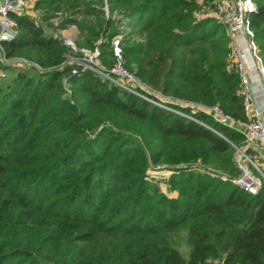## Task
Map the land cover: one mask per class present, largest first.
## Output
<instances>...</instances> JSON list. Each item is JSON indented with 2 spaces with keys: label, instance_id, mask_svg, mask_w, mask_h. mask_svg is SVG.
Wrapping results in <instances>:
<instances>
[{
  "label": "trees",
  "instance_id": "1",
  "mask_svg": "<svg viewBox=\"0 0 264 264\" xmlns=\"http://www.w3.org/2000/svg\"><path fill=\"white\" fill-rule=\"evenodd\" d=\"M217 1L106 4L117 22L131 20L120 43L129 71L175 100L218 105L245 121L225 26L200 13ZM253 1L250 25L264 61V0ZM93 3L104 6L35 4L49 16L65 4L95 13ZM15 19L17 35L2 45L8 58L28 65L0 64L12 72L0 79V264H264V182L250 195L221 180L241 173L236 148L243 135L198 114L217 135L88 70L67 77L62 41L45 36L26 14ZM117 22L105 27L115 32ZM88 32L92 48L99 33ZM110 45H99L106 66ZM153 171L171 173L176 197L150 177Z\"/></svg>",
  "mask_w": 264,
  "mask_h": 264
},
{
  "label": "built area",
  "instance_id": "2",
  "mask_svg": "<svg viewBox=\"0 0 264 264\" xmlns=\"http://www.w3.org/2000/svg\"><path fill=\"white\" fill-rule=\"evenodd\" d=\"M33 1L0 0V64L4 67L28 65L25 60L15 57L8 58L2 43L11 42L15 39L18 28L15 17L25 14ZM217 2L216 8L212 9L215 13L212 14L208 10V13L204 14L216 18L225 26L230 49L228 68L238 77L246 114L245 121L233 119L218 105L201 106L194 103H185L181 100L168 99L163 96L161 92L152 89L148 84L139 80L125 67L123 53L118 41H114L111 45L113 61L109 66H101L102 52L99 47L100 44H98L92 48L75 50L74 57H66L60 68L69 71L67 77L75 76L80 71H91L120 90L160 109L196 122L217 135L220 134L196 119V116L201 113L212 119L215 124L240 133L245 140L242 149L238 148V153L241 158L247 161V164H240L239 162L241 173L234 179L233 183L246 193L256 195L264 179L250 171L248 164H252L256 171L261 174L245 154V151L250 148L260 149L264 147V120L260 118L264 113V105L255 104L253 95V87L260 88L264 95V61L255 40V33L250 25V16L256 11V5L253 0H218ZM6 77V72L0 69V79ZM63 83L66 86L65 88L68 89L66 79L63 80ZM186 108L188 109L187 113L183 111ZM241 130L244 131V134Z\"/></svg>",
  "mask_w": 264,
  "mask_h": 264
},
{
  "label": "rangeland",
  "instance_id": "3",
  "mask_svg": "<svg viewBox=\"0 0 264 264\" xmlns=\"http://www.w3.org/2000/svg\"><path fill=\"white\" fill-rule=\"evenodd\" d=\"M36 2L37 0H34L29 5L25 14L28 15L32 20H34L35 25L42 28L45 36H51L54 39H58L62 41V43L69 49V53H68L69 56H72V57H74L75 50H78L81 48H90V46H87L86 44V39L90 37V33L88 32V29H93L95 32L99 33V37H97V39L94 41V44H93L94 46L101 44V42H108L109 44L112 45L114 41H118L119 43L122 44L125 36H127L131 32L130 27L128 25L131 22V20L126 19L124 21L117 22L116 21L117 17H113L112 15H109L106 0H104L103 7H100V4L98 3H93L95 4L93 7L95 13L88 14L83 5H79L77 7L76 6L68 7L65 4L64 7L60 8L59 11L53 14L50 13L49 16L41 13L40 12L41 9H36V4H35ZM100 9H102L104 13ZM208 10L212 12V14L215 13L212 9H210L207 6L204 7L200 13H208ZM109 19L112 20V22L114 21L117 22L115 24V32L113 28L111 29V26L105 27L106 20H109ZM102 27H105V33H101L100 29ZM110 34H113V37H111L108 40V35ZM111 53H112V49H111ZM100 63H101V66L103 67L106 66L102 62ZM228 66H229V63H228ZM11 75H12V72L8 73L7 75L8 78L11 77ZM138 79L141 80L140 78ZM239 92H240V89H239ZM163 96L167 97L168 99H173L172 97L166 96L164 94ZM241 132H243L244 134L243 130H241ZM243 144H244V141H243ZM236 153L238 154L237 161L240 162V164L241 163L247 164V161H245V159L241 158V155H239L237 148H236ZM245 154H246V151H245ZM241 159L243 161H241ZM170 174L171 173L169 171H153L150 173V177L157 179L155 181H157L158 186L164 192L166 193L168 192L169 197H176L177 192L174 190H171L167 183V180L170 177ZM235 178L237 177L236 176L233 178L222 177L221 180L223 181V179H225L224 181L227 180L228 182H234ZM179 249H180V252H182L184 255L186 254L187 251H185L184 246L179 247ZM214 264H219V263L215 262Z\"/></svg>",
  "mask_w": 264,
  "mask_h": 264
},
{
  "label": "crops",
  "instance_id": "4",
  "mask_svg": "<svg viewBox=\"0 0 264 264\" xmlns=\"http://www.w3.org/2000/svg\"><path fill=\"white\" fill-rule=\"evenodd\" d=\"M262 93L263 92L260 90V88L253 87L255 104L264 105V95ZM260 118L264 120V113L263 115L260 116ZM246 156L259 169L261 174H259L258 171H256V169L252 164H248L250 171L254 173L256 176L264 179V147L260 149L250 148L246 150Z\"/></svg>",
  "mask_w": 264,
  "mask_h": 264
}]
</instances>
